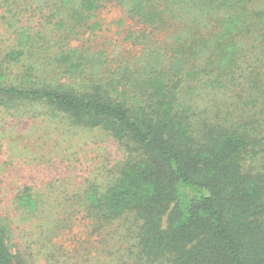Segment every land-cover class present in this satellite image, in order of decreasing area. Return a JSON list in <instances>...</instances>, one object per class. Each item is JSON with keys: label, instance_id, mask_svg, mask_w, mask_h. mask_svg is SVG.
Listing matches in <instances>:
<instances>
[{"label": "trees", "instance_id": "16d2710c", "mask_svg": "<svg viewBox=\"0 0 264 264\" xmlns=\"http://www.w3.org/2000/svg\"><path fill=\"white\" fill-rule=\"evenodd\" d=\"M103 1L56 0L52 50L14 30L0 107L25 102L106 137L114 163L72 203L94 232L117 233L112 264H264V0H114L165 42L112 68L66 43ZM38 196L27 183L12 196L19 221L41 229L37 253L0 201V264H58L51 234L66 216Z\"/></svg>", "mask_w": 264, "mask_h": 264}, {"label": "rangeland", "instance_id": "374dc122", "mask_svg": "<svg viewBox=\"0 0 264 264\" xmlns=\"http://www.w3.org/2000/svg\"><path fill=\"white\" fill-rule=\"evenodd\" d=\"M15 1L0 0V52L12 45V34L20 28L35 35L39 47L52 50L57 41L52 35L62 32L55 27L56 20L50 17V8L56 0ZM70 25L71 21L65 28H71ZM143 28L124 16L114 0H104L86 24L74 26L77 32L71 34L66 43L84 51L102 52L104 65L112 68L138 56L147 39L156 45L165 42L164 32L148 34ZM15 71L13 68L12 72ZM20 106L26 111L30 104L22 102ZM23 110L7 111L0 107V201L5 205L4 211L11 212L18 224L17 233L24 240L31 242L38 238V242L33 243L37 253L42 241L41 229L26 221L20 222L19 212L12 204L18 187L30 184L38 197L48 200L49 205L56 206L54 200H59L61 204L54 212H58V218L66 216L61 221L62 228L51 234V253L56 263L112 264L110 249L114 251L120 245L117 233L111 231L112 227L103 229L100 234L94 232L91 221L72 203L79 189L102 179L106 169L114 163L109 160L111 147L106 137L98 130L74 131L57 118L26 114ZM45 254H42L44 259ZM43 258L39 260L41 263L45 261Z\"/></svg>", "mask_w": 264, "mask_h": 264}]
</instances>
